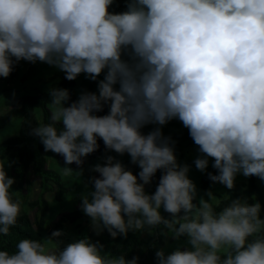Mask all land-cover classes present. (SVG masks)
<instances>
[{
    "label": "clouds",
    "instance_id": "obj_1",
    "mask_svg": "<svg viewBox=\"0 0 264 264\" xmlns=\"http://www.w3.org/2000/svg\"><path fill=\"white\" fill-rule=\"evenodd\" d=\"M113 3L0 0V77L21 60L53 66L69 81L103 74L98 94L82 92L70 104L68 89L50 88V116L31 134L63 157V176L83 174L98 139L139 167L134 174L112 155L92 166L99 177L81 193L80 209L96 235L126 238L163 226L161 234L187 237L188 248L157 251L159 264H264L261 204L233 198L217 210L211 190L194 203L189 166L178 163L174 141L161 131L182 122L202 154L195 167L207 172L213 159V183L234 189L238 174L264 181V0H128L121 13L109 10ZM105 106L107 114L98 115ZM148 125L158 127L145 134ZM14 183L0 162L3 236L21 215ZM64 235L24 238L15 252L0 250V264H138V257L103 253L87 237L52 248Z\"/></svg>",
    "mask_w": 264,
    "mask_h": 264
},
{
    "label": "rangeland",
    "instance_id": "obj_2",
    "mask_svg": "<svg viewBox=\"0 0 264 264\" xmlns=\"http://www.w3.org/2000/svg\"><path fill=\"white\" fill-rule=\"evenodd\" d=\"M64 77V72L46 63L39 61L32 63L21 60L19 61V67L16 76L0 80V144L12 136L18 135L22 124V119L18 117L12 119L10 122L4 125L2 124L1 118L7 112L6 101L9 98L20 97L23 95L39 96L42 93L49 91L50 88L55 87L58 83L64 80ZM99 79H103V74L98 78L97 81L89 79L86 74L79 75L76 79V85L73 88L76 98L78 99L79 95L85 91L96 92L98 94ZM35 116L37 120V126L38 123H43L42 109H36ZM155 127L158 126L148 125L143 128L142 131L147 134ZM161 131L165 137H170L171 140L174 141L175 151L180 152V154L176 156L178 163L189 166V178L196 184L198 189V196L197 199L194 200V203L198 204L199 198L205 197L206 192L211 190L215 195L214 203L216 206H218L222 198H226L231 193L239 191L243 187V184L248 181L249 177L238 174L235 180L234 189L229 190L224 185L219 183L211 184L205 188L202 179L203 176L213 168V159L209 158V167L207 172H201L195 167L194 161L202 154L199 152L198 146L194 144L193 140L188 139L179 143L178 146H175V144L178 143V138L185 131H189L178 119L169 121L161 128ZM44 154L47 161V168L54 170L59 174L61 186L66 188L67 191L64 193L63 197L58 200L56 198V190L58 185L53 183L52 185L55 187V191L45 194V199L49 204V211L44 216L46 226L43 231V239L50 236L53 231L60 230L64 232L65 235L61 237L63 244L56 245L53 243L51 245V247L54 249L59 247L62 249L68 243L80 239L82 234L93 232L91 228V222H87L82 219L74 223H66L62 227L55 229L56 223L60 216L77 209L81 201V193L85 191H91L90 188L92 186L89 183L90 178L92 176L99 177V173L91 171L92 166L97 163L104 164V157L107 155H112L115 156L116 159L120 160L126 166V168H128V162H131V159L128 154L120 156L115 152L107 150L106 152L102 153L99 158L92 162H88L84 159V164L82 166L83 174L74 173L72 176H63V157L53 152L45 151ZM16 160V154H11L6 159L0 158V162H3L5 165V170L8 176L15 179L12 191L15 198L21 201V215L25 213L28 214L31 221L36 224L40 220L41 215L36 208H31L29 204L40 195L42 181L33 173V170L30 169L27 173L24 186L22 188L19 187L18 180L13 174V164L16 162ZM70 167L76 171L81 170L76 164H72ZM256 181L258 186L264 191V181L260 180L258 177H256ZM85 184H87L89 188H86ZM161 213H163V210H161ZM261 218L264 219V212L262 210ZM164 242L165 245L163 250L166 252V254H170L178 247L181 248V250H186L188 248L187 237H182L179 241H177L172 238L170 234L164 235Z\"/></svg>",
    "mask_w": 264,
    "mask_h": 264
},
{
    "label": "trees",
    "instance_id": "obj_3",
    "mask_svg": "<svg viewBox=\"0 0 264 264\" xmlns=\"http://www.w3.org/2000/svg\"><path fill=\"white\" fill-rule=\"evenodd\" d=\"M127 3L128 0H114V3L109 10L113 13L124 12L127 10ZM124 58L127 59L126 56ZM18 67L19 62H15L13 65V71L9 77L16 76ZM4 79L6 78L0 77V80ZM75 85L76 79L69 81L64 77V80L58 83L55 87L68 90L72 89L70 91V104L72 101L77 100L73 91ZM50 99L49 91L44 92L39 96L23 95L20 97L9 98L6 101L7 112L1 118L3 125L17 117L22 119V124L18 135L12 136L0 144V158L6 159L11 154L17 155V160L13 164V174L18 180L19 187L22 188L24 186L27 173L30 169H32L33 173L42 181L40 195L29 204L31 208H36L40 213V220L34 224L28 214L25 213L20 215L18 224L10 230V235H0V250H7L10 253L16 251V244L24 238L43 240V231L46 226L44 216L49 211V204L45 199V194L55 191V187L52 184L54 183L58 185L56 190V198L58 200H60L67 191L66 188L61 186L59 174L56 171L47 168L44 146L41 143L40 138L31 134L32 129L37 126L35 116L36 109H42L43 123L47 122L48 117L50 116L49 105H47V103L50 102ZM107 112L108 108L105 106L104 111L97 114L105 115ZM58 127L62 128L63 126L61 124ZM188 139L192 138L189 135V131H185L178 138V143L175 144V146H178L179 143ZM98 143L100 145L99 149L84 158L86 161L92 162L99 158L102 153L107 151L102 140L98 139ZM175 154L177 156L180 152L175 151ZM127 169L137 175L140 171L139 167L133 165L131 162H128ZM208 173L218 174V171L212 168ZM208 173H206L202 179L205 188L214 184L209 180ZM160 176L161 172L158 171L152 184L146 186V191L149 194L155 192ZM13 198L16 199L14 193ZM233 198L247 199L250 204L258 202L261 204L262 211L264 212V191L258 186L256 176H250L248 181L243 184V187L239 191L231 193L226 198H222L219 205L216 206L217 210L222 208ZM80 204L81 201L76 210L60 216L55 229L62 227L66 223H74L81 219L87 222L90 221V218L81 211ZM162 215L169 217V214L166 212H163ZM161 231L166 232L167 230H163V226H161L158 229H153L151 231L145 230L142 233L130 231L126 238L123 236L113 238L107 230L100 235H96L93 231L88 234H82L80 239L87 237L94 243L99 242V244L103 245L102 252L105 254L111 253L113 256L125 255L129 260L138 257V264H159L156 252L163 250L165 245L164 234H161Z\"/></svg>",
    "mask_w": 264,
    "mask_h": 264
}]
</instances>
